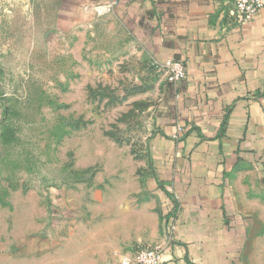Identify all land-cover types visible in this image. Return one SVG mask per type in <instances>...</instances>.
Returning a JSON list of instances; mask_svg holds the SVG:
<instances>
[{
	"label": "rangeland",
	"instance_id": "rangeland-1",
	"mask_svg": "<svg viewBox=\"0 0 264 264\" xmlns=\"http://www.w3.org/2000/svg\"><path fill=\"white\" fill-rule=\"evenodd\" d=\"M53 7L0 0V122L14 105L20 125L17 147L0 143V188L16 186L0 200V264H72L92 231L103 250L89 260L109 264L163 227L151 142L168 75L108 20L57 34Z\"/></svg>",
	"mask_w": 264,
	"mask_h": 264
},
{
	"label": "crops",
	"instance_id": "crops-1",
	"mask_svg": "<svg viewBox=\"0 0 264 264\" xmlns=\"http://www.w3.org/2000/svg\"><path fill=\"white\" fill-rule=\"evenodd\" d=\"M51 1L57 34L104 28L108 20L126 36L129 53L138 48L158 66L179 60L187 70L179 85H165L151 142L163 227L109 264L156 245L164 248L161 264H263L264 8L239 24L233 0ZM110 1L113 12L99 19L95 5ZM173 192L177 228L170 236L165 216ZM91 236L72 247L79 251L68 255L72 264H97L89 259L103 245Z\"/></svg>",
	"mask_w": 264,
	"mask_h": 264
},
{
	"label": "built area",
	"instance_id": "built-area-1",
	"mask_svg": "<svg viewBox=\"0 0 264 264\" xmlns=\"http://www.w3.org/2000/svg\"><path fill=\"white\" fill-rule=\"evenodd\" d=\"M113 8L114 3L111 1L95 5V9L99 13L112 11ZM262 8H264V0L232 1V15L235 22L239 24H245L251 21ZM161 67L166 71L168 81L175 86L187 78L186 66L182 61L169 59L161 64ZM171 199L173 206L165 216V222L170 236H172L177 228L178 194L173 192ZM163 250L164 248L161 245L142 246L137 248L133 254H125L121 259V264H161Z\"/></svg>",
	"mask_w": 264,
	"mask_h": 264
},
{
	"label": "trees",
	"instance_id": "trees-1",
	"mask_svg": "<svg viewBox=\"0 0 264 264\" xmlns=\"http://www.w3.org/2000/svg\"><path fill=\"white\" fill-rule=\"evenodd\" d=\"M92 94H96V90L92 89ZM17 116L18 110L14 105H9L4 108L3 120L0 122V143L4 149L11 147L15 148L19 143L20 125L18 123ZM10 187L16 186L4 185L0 188V200L5 204L7 203L6 197L9 194Z\"/></svg>",
	"mask_w": 264,
	"mask_h": 264
}]
</instances>
